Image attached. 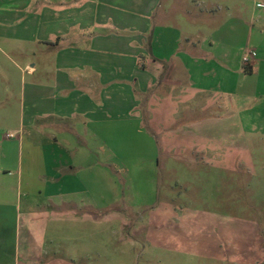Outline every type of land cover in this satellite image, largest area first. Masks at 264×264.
Wrapping results in <instances>:
<instances>
[{
	"label": "crops",
	"instance_id": "crops-1",
	"mask_svg": "<svg viewBox=\"0 0 264 264\" xmlns=\"http://www.w3.org/2000/svg\"><path fill=\"white\" fill-rule=\"evenodd\" d=\"M171 1L135 0L127 20L109 0H0V54L26 60L18 109L0 102V264L33 263L29 223L21 222L32 203L45 213L53 205L54 222L92 220L104 207L95 203V171L110 176L113 161L125 170L148 161L156 172L160 157L184 154L212 160L220 146L190 140L212 141L223 121L236 132L234 110L245 99L258 102L242 111L246 122L264 120V27L237 48L236 25L201 43L185 26L180 49L167 12L153 11ZM111 122L151 148L113 151Z\"/></svg>",
	"mask_w": 264,
	"mask_h": 264
},
{
	"label": "rangeland",
	"instance_id": "rangeland-1",
	"mask_svg": "<svg viewBox=\"0 0 264 264\" xmlns=\"http://www.w3.org/2000/svg\"><path fill=\"white\" fill-rule=\"evenodd\" d=\"M118 2L109 0L111 11L119 5L127 20L133 18L135 0ZM153 11L167 12L164 21L173 25L180 49L185 26L201 43L236 25L237 48L247 31L255 34L264 27V0H172ZM9 56L11 60L0 54V102L17 110L26 60ZM257 104L245 99L237 106L239 123L231 135L223 121L222 134L212 141L190 140L199 147L220 146L212 160L208 154H184L170 163L160 157L156 172L148 161L141 170H130L135 164L121 169L113 161L110 176L95 171V203L104 207L92 211V220L62 215L54 222L47 214L53 205L45 213L43 204L32 203L28 219L21 214L33 238L32 264H264V120L246 122L242 113ZM118 125L122 123H110L113 151L146 153L151 148L141 134L122 132ZM90 213L88 209V217Z\"/></svg>",
	"mask_w": 264,
	"mask_h": 264
},
{
	"label": "built area",
	"instance_id": "built-area-1",
	"mask_svg": "<svg viewBox=\"0 0 264 264\" xmlns=\"http://www.w3.org/2000/svg\"><path fill=\"white\" fill-rule=\"evenodd\" d=\"M246 60H247V57H244V60H243V61H246ZM7 137H8V138H12L13 135H12V134H9V135H7Z\"/></svg>",
	"mask_w": 264,
	"mask_h": 264
}]
</instances>
